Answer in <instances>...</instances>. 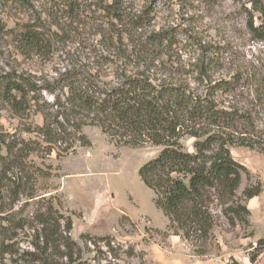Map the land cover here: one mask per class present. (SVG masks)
<instances>
[{
  "label": "rangeland",
  "instance_id": "374dc122",
  "mask_svg": "<svg viewBox=\"0 0 264 264\" xmlns=\"http://www.w3.org/2000/svg\"><path fill=\"white\" fill-rule=\"evenodd\" d=\"M25 28L38 37L34 49L18 40ZM133 74L188 88L242 117L227 131L240 184L232 202L209 204V236L184 240L154 207L138 170L159 147H119L95 127L81 129L87 147L75 142L65 157H30L44 171L35 198H19L5 217L29 220L38 201H50L71 220L80 251L74 264H264V155L256 147L264 146V0H0V77L33 86L22 118L0 97V132L8 137L32 138L18 130L55 115L67 85L116 88ZM182 143L192 150V139ZM258 186L246 199L243 191ZM230 204L248 215L234 218ZM34 231H17L19 253L33 251Z\"/></svg>",
  "mask_w": 264,
  "mask_h": 264
},
{
  "label": "trees",
  "instance_id": "16d2710c",
  "mask_svg": "<svg viewBox=\"0 0 264 264\" xmlns=\"http://www.w3.org/2000/svg\"><path fill=\"white\" fill-rule=\"evenodd\" d=\"M18 38L26 50L39 44L36 33L28 28ZM67 86L55 115H43L40 126L24 125L18 130L32 138L0 132V257H7L8 264L79 263L74 259L79 247L70 238L71 220L58 214L50 201H38L29 220L5 215L19 198H35L36 178L44 171L30 157L54 153L61 158L74 152L75 142L89 146L81 133L83 127L98 128L119 147H159L157 156L138 170L140 180L153 193L154 207L167 219L173 234L184 240L207 238L213 228L209 204L213 198L232 202L240 184L242 168L230 155L233 140L227 131L243 122L242 117L217 108L188 88L154 86L142 74L125 77L116 88ZM32 91V84L23 78L0 77V97L18 118H22ZM184 139H192L191 151L184 147ZM245 144L253 147L251 142ZM256 147L264 155V146ZM259 193V186L243 191L246 199ZM226 213L240 219L248 210L230 204ZM26 228H35V234L28 236L33 251L19 253L14 239L17 231ZM258 245L264 249V240ZM17 255L18 259L12 258Z\"/></svg>",
  "mask_w": 264,
  "mask_h": 264
}]
</instances>
